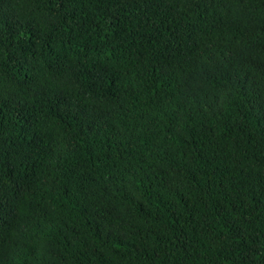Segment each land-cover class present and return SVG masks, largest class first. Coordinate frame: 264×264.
Listing matches in <instances>:
<instances>
[{"label":"trees","instance_id":"1","mask_svg":"<svg viewBox=\"0 0 264 264\" xmlns=\"http://www.w3.org/2000/svg\"><path fill=\"white\" fill-rule=\"evenodd\" d=\"M0 264H264V0H0Z\"/></svg>","mask_w":264,"mask_h":264}]
</instances>
